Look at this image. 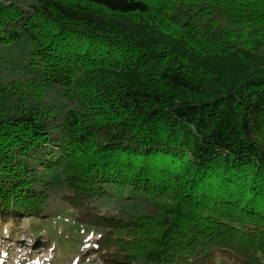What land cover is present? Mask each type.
Returning <instances> with one entry per match:
<instances>
[{"label": "trees", "instance_id": "1", "mask_svg": "<svg viewBox=\"0 0 264 264\" xmlns=\"http://www.w3.org/2000/svg\"><path fill=\"white\" fill-rule=\"evenodd\" d=\"M17 27L73 108L0 118L1 240L57 169L98 231L115 193L154 201L99 231L112 264H264V0H0V46Z\"/></svg>", "mask_w": 264, "mask_h": 264}, {"label": "rangeland", "instance_id": "2", "mask_svg": "<svg viewBox=\"0 0 264 264\" xmlns=\"http://www.w3.org/2000/svg\"><path fill=\"white\" fill-rule=\"evenodd\" d=\"M3 2L12 3L22 10L37 4V0ZM16 31L19 33L18 40L0 46V86L13 87L7 93L0 94V118L19 116L22 109L27 108L51 110V116L58 119L73 108V103L64 96L62 87L43 85L42 68L31 54V39L20 27ZM42 179L48 183V200L43 218H22L20 229L14 231L15 240L0 239V264H112L100 247L99 231L102 229V232L112 233L110 225L113 220L123 219L127 215H147L154 211V201L141 193H115L114 199L112 197L110 202L100 207V215L106 216L109 222H96V225L99 222L101 225L98 231L77 222L75 212L62 201L66 189L57 169L45 171ZM35 239L43 243L31 249ZM96 248H100L101 253H95ZM214 264L232 263L219 257Z\"/></svg>", "mask_w": 264, "mask_h": 264}]
</instances>
